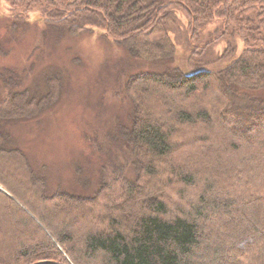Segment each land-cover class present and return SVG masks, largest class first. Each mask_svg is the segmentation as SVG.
<instances>
[{
  "label": "trees",
  "instance_id": "16d2710c",
  "mask_svg": "<svg viewBox=\"0 0 264 264\" xmlns=\"http://www.w3.org/2000/svg\"><path fill=\"white\" fill-rule=\"evenodd\" d=\"M9 1L27 11L42 7L49 25L69 33L99 27L147 61L173 58L170 31L181 10L192 43L186 70L128 76L133 115L125 136L135 176L114 167L92 197H43V178L4 131L56 100V78L40 95L4 84L0 264H264V99L251 93L264 88V0ZM215 21V34L238 36L242 49L227 46L225 64L208 68L209 60L193 55L219 39L195 45ZM170 194L188 209L170 208Z\"/></svg>",
  "mask_w": 264,
  "mask_h": 264
},
{
  "label": "rangeland",
  "instance_id": "374dc122",
  "mask_svg": "<svg viewBox=\"0 0 264 264\" xmlns=\"http://www.w3.org/2000/svg\"><path fill=\"white\" fill-rule=\"evenodd\" d=\"M41 8L35 6L27 11L11 6L9 0H0V93L7 82L15 84V90L44 94L53 76L58 90L48 108L33 118L8 121L4 131L11 147L23 152L33 174L43 178V197L51 199L61 192L92 197L102 189L104 173L114 167L131 179L135 176L125 136L133 115L125 82L129 75L144 70H186V59L190 57L188 22L185 14L177 10L179 21L170 31L176 45L173 58L147 61L134 57L99 27L75 33L60 25L52 27ZM216 29L220 30L219 21L208 24L195 45L201 47L218 39ZM229 45L234 54L242 49L238 36H222L207 51L197 50L193 56L202 60L200 64L209 60L204 67L218 68L225 64L220 57ZM251 93L264 99V88ZM0 189L4 190L1 184ZM166 197L170 208L180 205L188 209L175 195ZM188 197L196 199L192 193ZM31 205L35 210L44 208L38 201ZM20 207L26 209L22 204ZM68 219L59 217L62 223Z\"/></svg>",
  "mask_w": 264,
  "mask_h": 264
}]
</instances>
